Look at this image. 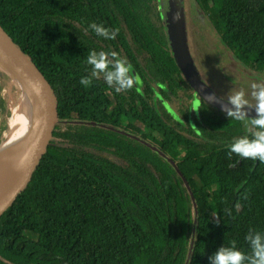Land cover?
<instances>
[{"label": "trees", "instance_id": "16d2710c", "mask_svg": "<svg viewBox=\"0 0 264 264\" xmlns=\"http://www.w3.org/2000/svg\"><path fill=\"white\" fill-rule=\"evenodd\" d=\"M164 2L0 0L1 24L59 85L69 120L0 217V264H210L233 240L249 253L248 231L264 232V163L228 156L251 125L227 118L189 84ZM196 2L239 61L264 74V0ZM92 22L119 34L99 37ZM93 50L126 58L139 76L134 87L117 93L102 77L82 86ZM0 71L2 136L9 86H19Z\"/></svg>", "mask_w": 264, "mask_h": 264}, {"label": "water", "instance_id": "95a60500", "mask_svg": "<svg viewBox=\"0 0 264 264\" xmlns=\"http://www.w3.org/2000/svg\"><path fill=\"white\" fill-rule=\"evenodd\" d=\"M181 2L182 0H170V10L167 17L169 38L176 63L199 96L221 110L219 103L211 102L207 97L212 94L218 99L223 97L215 93L203 81L189 53ZM0 64L7 69L13 79H17L27 86L29 105L38 101L43 110L42 128L33 137L14 147L0 149L1 217L40 173L69 120L64 95L59 85L38 59L5 30L1 22ZM255 115L254 108L250 109L249 116ZM170 161L178 169L175 162L172 159ZM178 171L181 173L179 169ZM183 178L194 200L190 184L185 177ZM194 205L196 206L195 200ZM191 252L192 249H190L189 257ZM188 261L189 258L186 264Z\"/></svg>", "mask_w": 264, "mask_h": 264}, {"label": "clouds", "instance_id": "9594fccd", "mask_svg": "<svg viewBox=\"0 0 264 264\" xmlns=\"http://www.w3.org/2000/svg\"><path fill=\"white\" fill-rule=\"evenodd\" d=\"M88 27L97 36L109 40H115L119 34L118 28H106L95 22ZM86 63L91 66V72L90 75L80 79V84L85 88L92 85L94 78L102 77L110 88L120 93L131 90L139 80V76L132 75L127 59L122 58L115 51H90L86 57ZM251 88L253 89L251 96L255 101V104L251 106L242 90L228 94L226 101L224 98L218 99L214 94L209 95L207 99L219 103L227 118L236 121L248 120L251 125V137L243 136L228 146L229 158L232 154H236L241 158L259 160L260 163H264V84L253 83ZM253 108L256 115L250 117L249 110ZM245 240L249 245V253L240 251L236 246L237 242L233 240L230 246L219 247L209 257L210 264H264V232L250 229Z\"/></svg>", "mask_w": 264, "mask_h": 264}, {"label": "rangeland", "instance_id": "374dc122", "mask_svg": "<svg viewBox=\"0 0 264 264\" xmlns=\"http://www.w3.org/2000/svg\"><path fill=\"white\" fill-rule=\"evenodd\" d=\"M184 31L187 46L196 69L210 88L226 99L234 91H244L249 105L255 101L251 96L253 83L264 84V74L244 66L234 52L227 47L217 33L209 17L197 4L196 0H182ZM164 4L169 11L168 0ZM168 4V5H167ZM0 64V68H1ZM3 67V66H2ZM16 87H11L7 94V102L12 110L10 121L15 117L24 89L19 80L14 79ZM4 78L0 71V90H3ZM4 133L0 136L3 138Z\"/></svg>", "mask_w": 264, "mask_h": 264}, {"label": "bare ground", "instance_id": "6f19581e", "mask_svg": "<svg viewBox=\"0 0 264 264\" xmlns=\"http://www.w3.org/2000/svg\"><path fill=\"white\" fill-rule=\"evenodd\" d=\"M24 89L23 97L20 100L15 117L10 121L7 131L0 140V149L19 145L33 137L43 125V110L38 101L32 105L28 103L27 86L21 82Z\"/></svg>", "mask_w": 264, "mask_h": 264}, {"label": "flooded vegetation", "instance_id": "af4514ba", "mask_svg": "<svg viewBox=\"0 0 264 264\" xmlns=\"http://www.w3.org/2000/svg\"><path fill=\"white\" fill-rule=\"evenodd\" d=\"M134 75H135V76H138V74H137L136 72H134Z\"/></svg>", "mask_w": 264, "mask_h": 264}]
</instances>
